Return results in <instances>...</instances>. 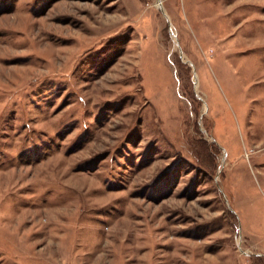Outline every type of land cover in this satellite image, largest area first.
Returning a JSON list of instances; mask_svg holds the SVG:
<instances>
[{"label":"rangeland","instance_id":"1","mask_svg":"<svg viewBox=\"0 0 264 264\" xmlns=\"http://www.w3.org/2000/svg\"><path fill=\"white\" fill-rule=\"evenodd\" d=\"M0 264H264V0H0Z\"/></svg>","mask_w":264,"mask_h":264},{"label":"water","instance_id":"2","mask_svg":"<svg viewBox=\"0 0 264 264\" xmlns=\"http://www.w3.org/2000/svg\"><path fill=\"white\" fill-rule=\"evenodd\" d=\"M159 7L161 8L160 1H158Z\"/></svg>","mask_w":264,"mask_h":264}]
</instances>
